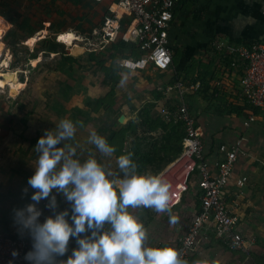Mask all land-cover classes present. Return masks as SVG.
Returning a JSON list of instances; mask_svg holds the SVG:
<instances>
[{"label": "rangeland", "instance_id": "obj_1", "mask_svg": "<svg viewBox=\"0 0 264 264\" xmlns=\"http://www.w3.org/2000/svg\"><path fill=\"white\" fill-rule=\"evenodd\" d=\"M107 12V1L96 3L92 0H0V56L4 53L0 61L1 64L5 62V65L0 67V72L11 76L22 85L16 94L7 86L0 90V194L5 198H8L9 194H15L21 208L32 202L30 197H24L26 194L22 193V189L27 187V179L33 174L38 158V154L33 150L35 145L29 140L41 137L45 130L54 128L61 119H70L76 125V132L74 138L66 143L77 146V155L81 161L94 155L106 170L120 174L115 156L99 152L95 145L88 142L90 133L96 131L111 146L118 149L119 140L109 138L110 131H121V126L130 121L136 124V112L144 108L145 104L151 103L150 100L156 99L157 94L165 91L163 88L161 92L157 90L152 81L154 78L159 80L160 75H155L149 69L142 73H132L117 68V56L128 52L115 50L114 45L97 52H83L80 46L72 51V48L70 50L65 45L58 46L55 43L56 35H59L61 39L58 43L63 44L62 41L69 31L88 35L99 27ZM37 36H40L39 39H35V44L30 46V40ZM221 56L226 57L224 53ZM200 73H203V70L197 69L191 74L189 66L179 76L180 80L190 82ZM203 81H207L205 76ZM147 87L153 93L150 99H142L136 103L128 98V93L132 94L136 89L144 90ZM204 88L205 86L195 91L188 90L184 99L191 100L192 96H200ZM191 92L193 93L189 94ZM151 104V117L175 123L173 117L170 120L165 118L162 111L164 109L160 110L157 103L152 101ZM169 110L166 107V111ZM118 115L125 117L121 124L117 123ZM160 130L158 128L143 136L148 140H157L162 135ZM133 139L131 135L126 136L124 150ZM195 185L197 186V180L192 179L191 189L185 194L186 197L184 196L186 205L194 200ZM32 191L29 188L27 193L31 195ZM3 199L0 201L2 230L5 223V213L1 206ZM258 199L260 206L256 208L255 216L262 218L264 196H259ZM14 201L12 209L17 205ZM57 202V210L69 207L59 194ZM178 208L165 212L148 208L132 211L139 216L145 229H151L148 218L152 219V226L158 221L168 219L167 226L170 220L176 221L179 213L184 211V207ZM189 218L188 215L187 220ZM6 226L17 232L14 215ZM2 230L0 234H3ZM175 230L169 231L174 233ZM261 232L264 234V227H261ZM198 244L192 253L212 255V259H205L214 261L215 264H254L256 260H262L261 264L264 263V241L258 240L247 252L212 247L214 241L206 243L207 245ZM69 246L74 248V241L70 240ZM62 259L67 258L65 256Z\"/></svg>", "mask_w": 264, "mask_h": 264}, {"label": "clouds", "instance_id": "obj_2", "mask_svg": "<svg viewBox=\"0 0 264 264\" xmlns=\"http://www.w3.org/2000/svg\"><path fill=\"white\" fill-rule=\"evenodd\" d=\"M76 125L61 119L45 130L33 150L38 154L33 174L22 189L31 203L14 209L18 234L27 233L31 249L23 259L28 264H188L179 251L169 245L154 246L138 215L132 210L148 208L169 211V184L160 175L141 174L132 154L120 155V174L106 170L90 155L81 161L77 146L66 143L74 138ZM88 142L106 155L115 152L107 140L92 131ZM57 194L69 204L58 209ZM51 214L43 220L38 205ZM75 247L67 259L69 243ZM19 256L12 250L8 264ZM192 264H215L201 259Z\"/></svg>", "mask_w": 264, "mask_h": 264}, {"label": "crops", "instance_id": "obj_3", "mask_svg": "<svg viewBox=\"0 0 264 264\" xmlns=\"http://www.w3.org/2000/svg\"><path fill=\"white\" fill-rule=\"evenodd\" d=\"M169 40L172 52L177 51L181 54L178 67L184 70L190 66L191 74H194L197 69H201L207 80L200 96H192L191 100L184 99L192 117L194 119L196 117V126L201 131L205 159L213 166L216 161L221 159L217 152L219 145H231L241 140L240 153L225 189L224 198L229 207L233 203L237 204L240 214L238 229L245 241L253 239V242H247V251H249L258 240L264 241V234L261 232V227H264V216L262 218L255 216V211L260 206L258 197L264 196V114L252 109L240 96L239 85L243 69L241 66L232 67L231 59L227 56L222 57L221 53L230 44H247L251 41L264 44V0H177L174 21L169 31ZM219 46H222V50H219ZM149 71L160 75L159 80L154 78L152 81L158 91L162 88L164 90V87L168 86L173 79L174 76L164 82L167 74L174 73L175 75L174 64L165 73L158 74L159 72H153L150 69ZM204 90L207 91V94L214 92L213 96L203 97ZM151 95L153 93L147 87L144 90L136 89L132 94L128 93V98L139 103L142 99H150ZM152 101L157 103L162 110L166 107L170 109L172 106L176 108L180 99L173 92L163 91L161 94H157L156 99L149 102L152 103ZM251 114H254L255 120L248 126H244L243 123ZM120 116L118 115V118ZM117 123H119L118 120ZM160 131L163 135L164 131ZM167 166L164 165L162 171ZM240 178H246V181L241 188H237L236 181ZM193 188L195 189L194 200L186 205V196L184 197L181 204L177 206L178 209L184 207V211L179 213L176 221L170 220L166 226L168 219H163L152 226V219L148 218V224L151 222L150 226L152 227L146 229L150 244L177 247L180 238L188 230L194 213L199 210V201L196 198L198 189L196 185ZM237 192L239 197L235 199L233 194ZM0 197V201L4 198L1 206L5 213L4 227L3 230L2 228L0 230L3 234L14 233L16 231H12L6 225L14 215V209L21 208V204L16 200L15 194H9L8 198L0 194ZM13 200L17 203L14 209H12ZM262 201L264 206V199ZM188 215L190 216L189 220H187ZM169 230H175V232L171 233ZM168 234L170 235L166 237ZM213 241L212 247L222 248L209 231L201 235L198 243L203 245ZM69 253L71 254V252ZM70 254H66V258ZM205 257L212 259V255L191 252L189 260L192 259L193 262L205 259Z\"/></svg>", "mask_w": 264, "mask_h": 264}, {"label": "built area", "instance_id": "obj_4", "mask_svg": "<svg viewBox=\"0 0 264 264\" xmlns=\"http://www.w3.org/2000/svg\"><path fill=\"white\" fill-rule=\"evenodd\" d=\"M94 1L108 2V12L101 24L88 35L78 34L76 31L67 32L74 35L75 40L72 45L66 47L71 50L73 46H80L83 52H97L114 44L124 43L130 45L131 49L127 51L125 57L117 59L118 68L128 72H143L150 69L161 73L172 68L169 31L174 21L177 0ZM59 37L56 35V43ZM218 48L222 50V46ZM223 53L231 59L232 67L241 66L243 69L239 85L240 96L252 109L264 114V44L258 41L230 44L221 54ZM3 55L2 52L0 60L3 59ZM197 88L198 84L187 86L180 78L172 85L164 87L165 92L175 93L180 102L173 113L162 110L165 118L170 120L173 117L175 123L182 125L184 132L182 152L159 174L169 184V210L181 204L190 189V180L192 178L197 180L196 198L199 201V210L194 213L188 230L176 247L180 256L187 261L201 235L208 231L232 251L246 252L247 242H253V239L245 241L238 229L240 214L237 204L233 203L229 207L224 198L225 189L240 153L241 140L231 145H219L217 152L221 159L213 166L209 164L204 157L201 131L184 101V94ZM254 120L255 116L251 114L243 125L248 126ZM245 181L246 178L238 179L237 188H241ZM233 195L235 199L239 197L238 192ZM45 203L46 201H41L38 205L43 213L41 220L51 213L44 207ZM30 242L27 233L23 237L18 231L0 234V264H8L14 249L19 252L14 264H28L23 256L29 251Z\"/></svg>", "mask_w": 264, "mask_h": 264}, {"label": "trees", "instance_id": "obj_5", "mask_svg": "<svg viewBox=\"0 0 264 264\" xmlns=\"http://www.w3.org/2000/svg\"><path fill=\"white\" fill-rule=\"evenodd\" d=\"M96 3H101V2H96ZM175 6H177V1ZM56 44L58 46H63L58 43ZM114 49L115 50L119 49V51H124V50L128 51L131 49V46L126 45L124 43H117L114 44ZM126 55H127L126 53L120 54L119 56H117L116 59L120 57H125ZM180 57H181L180 52L177 51L172 52V62H173L172 65L174 64L175 75L173 79H171L169 85H172L174 82H176L180 78L179 74H181V72L183 71L178 67V62ZM202 75L203 74L200 73L196 79L190 80V82H187L188 80L185 81V79L182 81L184 84L187 83L186 84L187 86L199 83L198 89H200L206 86V81L205 82L203 81V77H201ZM203 93H204L203 97H212L213 96L212 93L214 92L207 94V91L204 90ZM189 94H192V92ZM173 107H170V109H172L171 112L176 109ZM151 110H153V105L151 103L145 104L144 108L138 110L136 114V120H137L136 124L132 123L131 121L127 122L125 125L121 126L123 127L121 131L118 132L110 131L109 138L111 139L117 138L119 140V148L115 149V152L113 153L116 159H118L120 155H126L128 153H131L132 159L136 163L137 170L139 173L158 175L162 171V167L164 165L167 166L170 163H172L182 152V138L184 136V132H183V127L180 123H174V124L167 123L161 119L151 117L150 116ZM158 128L164 131V134L161 135L159 139L148 140V138H145L143 136L146 133L154 132ZM128 135L133 136L134 139L129 145V147L125 148L124 150L123 145L126 142V136ZM39 137L40 136H37L34 139L29 140L30 143L36 145ZM194 175H196V171L194 172ZM24 197L28 199L30 197V193H27ZM217 242L220 243L219 245H221V247L224 250L232 251L229 250L219 240ZM236 252H242V251H236ZM261 261L262 260H256L254 261V264H261ZM188 264H192V259L188 261Z\"/></svg>", "mask_w": 264, "mask_h": 264}, {"label": "bare ground", "instance_id": "obj_6", "mask_svg": "<svg viewBox=\"0 0 264 264\" xmlns=\"http://www.w3.org/2000/svg\"><path fill=\"white\" fill-rule=\"evenodd\" d=\"M39 35V34H38ZM40 36H37L36 38H32L29 42V44H31L30 46H33L35 44V39H39ZM61 38H59V41H60ZM75 40L74 38V35L72 34H69V33H66V36L65 38L63 39V45H72L73 44V41ZM78 46H73L72 48V51H74V49H77ZM8 61V60H7ZM5 65V62H3L1 64V61H0V67H3ZM8 67V66H7ZM4 69V68H3ZM6 72V71H4ZM15 76V75H14ZM16 77V76H15ZM4 86H7L8 89L11 90V92L13 94H16L17 91L21 90L22 88V85H21V82L17 81L16 79H13L11 76H7V75H4L0 72V90L3 89ZM4 90V89H3ZM10 96V95H9ZM11 97V96H10ZM14 98V96L12 97Z\"/></svg>", "mask_w": 264, "mask_h": 264}, {"label": "water", "instance_id": "obj_7", "mask_svg": "<svg viewBox=\"0 0 264 264\" xmlns=\"http://www.w3.org/2000/svg\"><path fill=\"white\" fill-rule=\"evenodd\" d=\"M174 76V73H169V74H167L166 76H165V78H164V82L165 81H169L172 77ZM118 122L121 124V123H123L124 122V116L123 115H121L119 118H118Z\"/></svg>", "mask_w": 264, "mask_h": 264}]
</instances>
